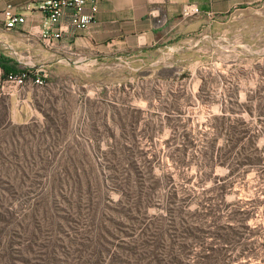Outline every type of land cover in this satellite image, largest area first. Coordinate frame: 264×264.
Wrapping results in <instances>:
<instances>
[{
    "label": "rangeland",
    "instance_id": "obj_1",
    "mask_svg": "<svg viewBox=\"0 0 264 264\" xmlns=\"http://www.w3.org/2000/svg\"><path fill=\"white\" fill-rule=\"evenodd\" d=\"M126 53L39 65L41 87L0 86V264H114L136 191L157 177L155 205L169 192L189 211L244 201L264 236V165L225 177L205 158L214 138L228 150L232 124L264 158V3Z\"/></svg>",
    "mask_w": 264,
    "mask_h": 264
},
{
    "label": "trees",
    "instance_id": "obj_2",
    "mask_svg": "<svg viewBox=\"0 0 264 264\" xmlns=\"http://www.w3.org/2000/svg\"><path fill=\"white\" fill-rule=\"evenodd\" d=\"M0 67L1 80L9 74H34L18 69L12 60L1 55ZM230 130L233 135L227 138L228 150L218 153L214 138L205 156L206 163L214 162L226 167L225 177L242 167L249 170L264 165L255 140L248 139L241 144L243 137L235 136L236 125L232 124ZM237 147L250 152L232 153V149ZM125 160L133 170L142 165L136 159L126 157ZM147 162L151 163V160ZM159 179L154 178L147 188L136 191L128 217L129 240L126 244L122 241L117 243L112 257L114 264H264L261 257L264 236L248 223L253 208L246 206V202L194 201L195 205L189 211L190 201H175V194L169 192L165 195L166 201H157L155 205L150 201V195L162 184ZM217 183L214 181L211 189L223 187ZM153 206L154 213L148 215L147 209Z\"/></svg>",
    "mask_w": 264,
    "mask_h": 264
},
{
    "label": "crops",
    "instance_id": "obj_3",
    "mask_svg": "<svg viewBox=\"0 0 264 264\" xmlns=\"http://www.w3.org/2000/svg\"><path fill=\"white\" fill-rule=\"evenodd\" d=\"M42 1L0 0V55L12 60L18 69L32 73L39 65L71 61L75 56L112 57L122 50H127V56L158 52L160 47L174 45L192 33L212 29L219 19L264 3V0H100L95 20L88 29H73L66 12L57 24L63 30L60 38L52 47H45L32 33L43 17L39 10ZM6 5L22 15L24 22L6 28L3 18ZM184 5H194L198 13L183 16ZM1 74L0 67V77Z\"/></svg>",
    "mask_w": 264,
    "mask_h": 264
},
{
    "label": "built area",
    "instance_id": "obj_4",
    "mask_svg": "<svg viewBox=\"0 0 264 264\" xmlns=\"http://www.w3.org/2000/svg\"><path fill=\"white\" fill-rule=\"evenodd\" d=\"M99 2L100 0H43L39 5L43 17L40 24L33 27L32 33L43 46L52 47L63 31L57 24L66 12L73 29L86 30L95 20ZM181 12L183 16H192L198 13V9L194 5H184ZM3 18L8 29L24 22V17L16 14L11 5H6ZM44 78L42 70L34 72L32 76H27L26 73L9 74L4 80L0 77V86L5 84L14 88L23 87L29 81L33 86L41 87L45 83Z\"/></svg>",
    "mask_w": 264,
    "mask_h": 264
}]
</instances>
